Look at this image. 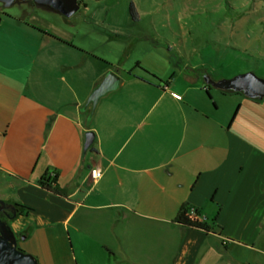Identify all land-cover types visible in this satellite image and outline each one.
Returning <instances> with one entry per match:
<instances>
[{
    "label": "crops",
    "instance_id": "crops-1",
    "mask_svg": "<svg viewBox=\"0 0 264 264\" xmlns=\"http://www.w3.org/2000/svg\"><path fill=\"white\" fill-rule=\"evenodd\" d=\"M84 4L0 21V199L27 209L9 220L18 242L39 264H264V99L206 85L171 44L140 62L156 80L122 69L114 7ZM109 71L124 85L85 151L79 109ZM212 89L242 99L219 116ZM186 204L211 233L177 223Z\"/></svg>",
    "mask_w": 264,
    "mask_h": 264
},
{
    "label": "rangeland",
    "instance_id": "rangeland-1",
    "mask_svg": "<svg viewBox=\"0 0 264 264\" xmlns=\"http://www.w3.org/2000/svg\"><path fill=\"white\" fill-rule=\"evenodd\" d=\"M87 4L91 8L114 7L123 26L120 35L124 36L127 57L120 67L124 70L136 66V75L156 80L140 63L155 42L161 45L162 52L168 48L166 44H171L173 53L183 54V64L204 66L214 79L227 80L251 72L264 79V0H87ZM132 6L137 19L132 15ZM21 7L28 9L23 3L10 8L0 3V15L15 14ZM156 68L163 71L161 65ZM179 86L184 89L186 85L180 80ZM217 91L212 89L211 93L221 107L219 116L226 109L232 110L234 101L242 99L241 94L225 97ZM46 178L53 180L54 175L49 173ZM24 245L19 241L18 249L33 255Z\"/></svg>",
    "mask_w": 264,
    "mask_h": 264
},
{
    "label": "water",
    "instance_id": "water-1",
    "mask_svg": "<svg viewBox=\"0 0 264 264\" xmlns=\"http://www.w3.org/2000/svg\"><path fill=\"white\" fill-rule=\"evenodd\" d=\"M33 2L39 9L48 10L67 18L73 17L81 8L80 0H0L5 8L13 7L19 3ZM2 16L0 15V21ZM205 83L215 89L229 93H243L251 99H264V79L255 73H247L232 79H214L209 74L205 76ZM124 79L113 71L104 74L94 85L86 103L80 107V113L86 116L85 151L94 143L95 135L90 131L101 103L121 90ZM16 205L7 204L0 199V216L5 214L7 220L0 219V264H39L31 254L18 249V239L9 225V220L17 216ZM10 213L12 216H10Z\"/></svg>",
    "mask_w": 264,
    "mask_h": 264
},
{
    "label": "trees",
    "instance_id": "trees-1",
    "mask_svg": "<svg viewBox=\"0 0 264 264\" xmlns=\"http://www.w3.org/2000/svg\"><path fill=\"white\" fill-rule=\"evenodd\" d=\"M84 1L85 0H80V5H85L84 4ZM24 4H27L28 6H30L31 8H35L36 5L31 2V1H28ZM131 12H132V15L134 16V18L137 19V11L135 9L134 6L131 7ZM26 13L23 14V16H25ZM131 74V73H129ZM92 146L90 148V150H92ZM41 184L46 187L48 190L52 191V192H55V193H59V191L56 189V188H53L50 184V180L47 179L46 177H44L42 180H41ZM27 210L25 207H21V206H18V211H17V215L21 214V213H24L23 211ZM177 223L180 225V226H183V227H187V228H192V229H196V230H200V231H203L205 233H211L213 231V228L210 224H208L207 222L205 221H200L199 219H197L196 217H193L191 214H190V206L189 205H184L183 208H182V211L180 212V214L178 215L177 217Z\"/></svg>",
    "mask_w": 264,
    "mask_h": 264
},
{
    "label": "built area",
    "instance_id": "built-area-1",
    "mask_svg": "<svg viewBox=\"0 0 264 264\" xmlns=\"http://www.w3.org/2000/svg\"><path fill=\"white\" fill-rule=\"evenodd\" d=\"M177 98H178V99H181L180 96H177ZM92 176H93L94 179H99V178H101V176H102V172H101V170H99V169H93V170H92ZM190 214L193 216V215H194V212H190Z\"/></svg>",
    "mask_w": 264,
    "mask_h": 264
},
{
    "label": "flooded vegetation",
    "instance_id": "flooded-vegetation-1",
    "mask_svg": "<svg viewBox=\"0 0 264 264\" xmlns=\"http://www.w3.org/2000/svg\"><path fill=\"white\" fill-rule=\"evenodd\" d=\"M206 74H207V73H204V72H200V73H199L200 79H201L202 81H204V82H205V76H206ZM10 216H12L11 213H10ZM0 219H2V220H7V217H6L5 214H1Z\"/></svg>",
    "mask_w": 264,
    "mask_h": 264
}]
</instances>
